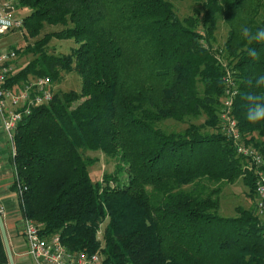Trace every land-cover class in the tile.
Listing matches in <instances>:
<instances>
[{
    "label": "trees",
    "instance_id": "trees-1",
    "mask_svg": "<svg viewBox=\"0 0 264 264\" xmlns=\"http://www.w3.org/2000/svg\"><path fill=\"white\" fill-rule=\"evenodd\" d=\"M248 1L204 0L201 13L179 19L166 0H18L29 10L21 37L35 39L22 54L33 60L7 87L29 77H49L56 86L62 72L81 81L79 92L56 89L15 129L11 189L22 187L21 217L41 236L57 234L70 253L98 252L102 264H264L252 205L231 218L218 214L223 185L240 179L250 197L255 188L232 141L217 130L228 70L232 117L264 160V142L254 136L264 137V121L247 120L246 99L264 95L256 84L264 75V40L249 41L243 32L264 27V18L254 17L264 0ZM217 17L230 27L223 61L210 45ZM47 26L61 29L38 39ZM53 39L76 48L50 55ZM201 115L205 126L181 134L159 128L166 119ZM207 127L212 132L202 133ZM87 151L115 159L119 176L92 182L88 168L96 159L85 158ZM0 264H9L1 234Z\"/></svg>",
    "mask_w": 264,
    "mask_h": 264
},
{
    "label": "built area",
    "instance_id": "built-area-1",
    "mask_svg": "<svg viewBox=\"0 0 264 264\" xmlns=\"http://www.w3.org/2000/svg\"><path fill=\"white\" fill-rule=\"evenodd\" d=\"M18 0H0V120L2 129L14 156L13 134L24 117L32 109L49 104L54 97L56 86L49 77H29L25 82L7 87L8 79L17 73L15 61L17 54L12 48L2 45V39L18 33L23 36V18H15L14 11ZM9 10V12H5ZM226 90L223 107L218 112L223 134L232 141L238 156L244 158L243 169L255 177V214L264 235V160L258 152L241 144L237 121L232 117V101L235 87L226 77ZM22 189L19 187V193ZM1 213V211H0ZM21 232L27 246V255L33 264H102L100 254L84 252L70 253L61 244L59 236L40 235L39 226L29 219H22Z\"/></svg>",
    "mask_w": 264,
    "mask_h": 264
},
{
    "label": "rangeland",
    "instance_id": "rangeland-1",
    "mask_svg": "<svg viewBox=\"0 0 264 264\" xmlns=\"http://www.w3.org/2000/svg\"><path fill=\"white\" fill-rule=\"evenodd\" d=\"M169 3L172 4L175 13L177 14L179 19H183L189 16H193L195 11L201 13L202 12V3L204 0H166ZM251 4H257L260 6L262 3L260 0H249L246 2V6H250ZM245 6V7H246ZM29 10L26 8H19L18 6L15 7L14 11V17L15 18H24L28 14ZM255 20L260 21L262 18H264V4L259 8L255 15ZM54 28V29H53ZM61 28H55V27H45L41 31L40 36L38 39L42 37L45 33L53 32V31H59ZM230 27L226 22L222 19V17H217L216 21V29L213 35V40H211V47L213 51L218 52L217 57L218 59H221L223 61L222 56H223V47L224 44L227 40L228 33H229ZM35 42V39H28L26 40L25 38H22L18 33H16L13 36H8L2 39V45L10 48H15L19 50L17 60L15 61V69L16 71H19L20 69L24 68L30 61L33 60V56L28 55V54H22L23 49L27 45H32ZM76 48V45L72 40H55L53 39L47 46V52L50 55L54 56H63V55H68L71 51V49ZM226 66V65H225ZM228 70V67L225 68ZM230 73V70H228L227 74ZM232 75H230V79L232 80ZM61 80L56 85V89L58 91L62 92H69V91H74V92H79L80 87H81V81L80 78L74 73H61ZM225 88L226 84L224 82ZM224 99H226L225 95V89H224V95L220 97L219 99V107L218 110L220 111L223 107ZM219 119V117H218ZM205 121L206 117L205 115H201L198 118H193V117H185L182 120L178 119H166L163 122L159 124V128L163 130L166 133H176V134H181L183 133L190 125H195L198 127L205 126ZM221 133H224L223 130L221 129L219 120H218V127H217ZM202 133H211L212 130L207 128H201ZM255 138L257 140L264 142V137H257L256 134H254ZM240 140L241 144L250 147L251 149L255 150L258 152L257 149H255L252 145H247L244 142V138L240 135ZM7 145H8V150L11 152L10 145L7 140ZM259 153V152H258ZM11 154V153H10ZM83 156L85 158H92L96 159V163L92 165L91 167L88 168V173L89 176L92 180V182H101L103 175H110V176H119L118 175V165L117 161L115 159H110L105 157L102 153L100 152H84ZM13 156L11 155V158ZM244 160V158H243ZM245 162V160H244ZM124 176V175H123ZM125 178V176H124ZM211 184H208L210 186ZM19 187L21 185L17 183V189L18 191L16 192L19 205H20V196L21 194L19 193ZM188 187H184V189H187ZM22 189V187H21ZM22 193V192H21ZM254 203H255V196H248V189L243 185L242 181L239 179L235 181L233 184H225L221 188V193L219 195V210L218 214L221 217L225 218H231L236 215L235 209L237 207H241L243 209H249V208H254ZM252 205V207H251ZM20 210V206H19ZM255 211V209H254ZM3 214H1L2 216ZM22 218V217H21ZM24 220V218H22ZM104 228V224L101 226L100 231L97 235V238L99 241L102 240V230Z\"/></svg>",
    "mask_w": 264,
    "mask_h": 264
},
{
    "label": "crops",
    "instance_id": "crops-1",
    "mask_svg": "<svg viewBox=\"0 0 264 264\" xmlns=\"http://www.w3.org/2000/svg\"><path fill=\"white\" fill-rule=\"evenodd\" d=\"M0 120V211L3 219L13 264H33L27 255V246L21 232L22 218L19 201L11 189L14 182L11 152Z\"/></svg>",
    "mask_w": 264,
    "mask_h": 264
},
{
    "label": "clouds",
    "instance_id": "clouds-1",
    "mask_svg": "<svg viewBox=\"0 0 264 264\" xmlns=\"http://www.w3.org/2000/svg\"><path fill=\"white\" fill-rule=\"evenodd\" d=\"M243 28V26H241ZM244 35L249 41L264 40V27H259L255 31L250 28H243ZM249 56H255V50L249 48L247 50ZM257 86H264V75H260L256 81ZM248 101L247 120L252 123L264 121V95H257L255 93L249 94L246 97Z\"/></svg>",
    "mask_w": 264,
    "mask_h": 264
},
{
    "label": "water",
    "instance_id": "water-1",
    "mask_svg": "<svg viewBox=\"0 0 264 264\" xmlns=\"http://www.w3.org/2000/svg\"><path fill=\"white\" fill-rule=\"evenodd\" d=\"M5 12L6 13L9 12V10H6ZM0 234H1V237H2V242H3V245H4V249H5L7 258H8V263L9 264H13L11 251H10V248H9V244H8L6 232H5V229H4V224H3V219H2L1 213H0Z\"/></svg>",
    "mask_w": 264,
    "mask_h": 264
}]
</instances>
